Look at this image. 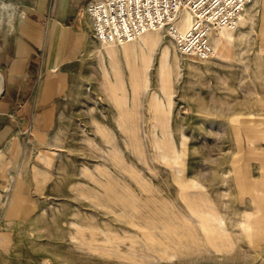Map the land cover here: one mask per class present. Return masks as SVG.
<instances>
[{
    "label": "rangeland",
    "instance_id": "374dc122",
    "mask_svg": "<svg viewBox=\"0 0 264 264\" xmlns=\"http://www.w3.org/2000/svg\"><path fill=\"white\" fill-rule=\"evenodd\" d=\"M242 16L229 42L211 34L207 60L161 32L148 77L136 79L120 53L112 72L92 31L63 71L59 111L24 114L22 128L1 105L35 100L16 90L40 74L21 65L12 84L0 65V132L14 129L0 153V264H264V0ZM162 129L175 163L154 145Z\"/></svg>",
    "mask_w": 264,
    "mask_h": 264
},
{
    "label": "crops",
    "instance_id": "0c3cea01",
    "mask_svg": "<svg viewBox=\"0 0 264 264\" xmlns=\"http://www.w3.org/2000/svg\"><path fill=\"white\" fill-rule=\"evenodd\" d=\"M86 1L0 0V65L11 66L9 78L12 84L20 79L21 65H33L40 74L35 87L28 83V74L26 85L16 88L19 94L25 91V96L31 94L28 91L31 90L35 100L30 99L23 104L4 102L1 105L6 112L16 114L19 128H22L20 118L24 114L59 111L52 107L62 96L63 71L83 55L92 33L90 23L83 15ZM4 48H14L15 56L6 55ZM65 76L68 84L71 74L66 73ZM3 79L5 81V76ZM5 87L0 93L5 91ZM13 130L12 126L1 130L0 153L3 151L1 146Z\"/></svg>",
    "mask_w": 264,
    "mask_h": 264
},
{
    "label": "built area",
    "instance_id": "2783aa9c",
    "mask_svg": "<svg viewBox=\"0 0 264 264\" xmlns=\"http://www.w3.org/2000/svg\"><path fill=\"white\" fill-rule=\"evenodd\" d=\"M254 0H88L84 13L99 43L122 44L149 31H163L185 56L207 60L215 56L210 35L235 27ZM193 16L191 28L178 29L181 9Z\"/></svg>",
    "mask_w": 264,
    "mask_h": 264
},
{
    "label": "bare ground",
    "instance_id": "6f19581e",
    "mask_svg": "<svg viewBox=\"0 0 264 264\" xmlns=\"http://www.w3.org/2000/svg\"><path fill=\"white\" fill-rule=\"evenodd\" d=\"M241 19H244V17L241 16L240 20ZM192 23H193L192 13L187 8L181 9V11L179 13V20L177 22L178 29L181 32H186L191 28ZM240 23H242V22H240ZM236 27L237 26H235V27H222V28L218 29V32L216 33L217 37L215 39L216 45H219V44L223 45L224 42H229L230 41L229 39L232 37L233 31ZM161 32H163V31H149L145 34H142L141 36H139L138 38H136L132 41L125 42L122 44L103 43V44H105L104 45V50H105L104 53H105V55L107 54V56L111 59L110 65L112 64V72L117 76L120 74L119 64L115 60L116 57L120 53L126 58L125 60L127 62V66L130 69V72H131L133 79H136V75H138L139 72H142L144 74L143 77H146L148 75V72H149L151 65H152V62H153L154 53H155L156 49L162 44V33ZM210 43H211V35H210ZM225 48H223V49H225ZM159 60H160L159 72L164 77L169 79L171 71H172L171 51H170L169 45H164L162 47ZM105 71L108 74V71L106 69H105ZM142 80H144V78ZM145 84H147V82ZM3 85H4V79H3L2 74L0 73V91L3 89ZM134 86L136 88H138L137 84H134ZM154 101H155L156 106H157L156 111L160 112L161 103L158 102V99L156 97L154 98ZM154 145H155L156 149L158 150V153H159L161 158L165 159L166 161H168L170 163H175L177 161L178 157H177L175 147H174L173 143L171 142V140L169 139L167 132L164 131V129H162V137L156 138V140L154 141ZM208 214L212 215V218L215 220V222L217 224V230L219 233H221L223 231V227L221 226V221L218 218L217 214L209 213V212H208ZM211 232H213V231H211ZM221 238H219V240Z\"/></svg>",
    "mask_w": 264,
    "mask_h": 264
}]
</instances>
